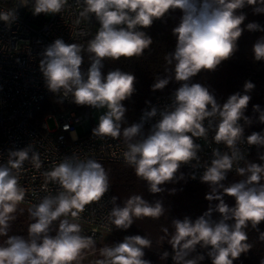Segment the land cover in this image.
Returning <instances> with one entry per match:
<instances>
[{"label": "clouds", "instance_id": "1", "mask_svg": "<svg viewBox=\"0 0 264 264\" xmlns=\"http://www.w3.org/2000/svg\"><path fill=\"white\" fill-rule=\"evenodd\" d=\"M78 13L73 24L78 27V37H88L90 31L82 24L93 20L97 31L84 43H65L57 38L47 45L41 55L39 69L47 89L58 97V102L69 100L78 106L103 110L92 129L94 137L122 141L121 153L126 165L136 177L147 184L152 194L163 193V185L184 180L178 172L182 165L196 161L204 168L200 181L209 186L206 199L209 207L192 220L173 219L170 228L164 226L158 245L167 242L173 250V264H201L206 250L211 264H233L242 253L254 245L249 242L248 229L259 232L264 221V163L246 159L242 145L264 147V132H252L245 137L244 124H251L245 110L251 100L247 93L255 85L246 81L243 94L230 95L220 103L208 87L194 83L193 77L202 70L215 71L225 60L238 51V40L245 27L246 15L239 10L253 6L254 14H264V0H75ZM18 7H30L34 16L61 14L72 6L69 0H15L12 7L0 9V21L7 28L19 18ZM170 10L182 13L177 26L172 29L176 38L174 52L164 56L165 76H156L152 91L163 90L171 81L179 84L171 94V103L163 108L146 104L150 110L142 112L139 122L128 123L127 109L122 103L136 91V77L131 72L116 68L106 75L104 62L119 61L143 56L151 48L153 39L141 29L149 28L155 20L163 18ZM248 31L264 32L257 22L246 25ZM87 54L89 67L82 69ZM253 59L264 61V36L252 47ZM259 113L258 121L264 124V110L253 105ZM159 116L147 133L144 124ZM68 126L65 125V130ZM76 139V133H72ZM200 139L212 148L210 162L201 164L198 155ZM219 145L224 146L221 150ZM264 161V154L259 155ZM26 163L36 171L43 167L40 153L33 143L19 150H9L7 159L0 162V264H151L144 259V249L151 248L153 240L148 235H128L122 242L97 247L95 234L84 232L83 213L92 204H99L111 189L110 173L94 158H81L73 152L61 160L53 161L41 175L38 197L35 189L26 200L27 190L21 184ZM240 177L225 185L231 171ZM192 179L196 176L193 174ZM56 185L55 194L49 185ZM170 190V194L175 193ZM235 199L230 207L224 197ZM112 205L107 221L108 231L113 227L128 230L136 220H159L167 213L162 200L149 202L141 194H132ZM213 201H218L212 204ZM29 203L26 211L31 223L27 235H10L12 223L23 214L22 204ZM213 213L220 218L214 219ZM171 229V230H170ZM259 242H264V232H259ZM169 253L163 252L161 259ZM260 264H264L261 258Z\"/></svg>", "mask_w": 264, "mask_h": 264}, {"label": "built area", "instance_id": "2", "mask_svg": "<svg viewBox=\"0 0 264 264\" xmlns=\"http://www.w3.org/2000/svg\"><path fill=\"white\" fill-rule=\"evenodd\" d=\"M15 0H0V9L6 10L12 7ZM72 6L61 14H39L34 16L30 7H18V20L11 28H7L4 22L0 21V162L7 159L9 150H19L33 143L36 151L40 153L43 160V167L36 171L26 163L25 172L21 178V184L27 190L26 200L30 203L37 202L32 196L35 189L38 197L47 193L40 191L43 184L41 173L50 168L53 161H59L64 156L77 154L81 158H94L100 163L125 164L121 153L124 150L122 141L105 138H96L92 134L93 117L91 113H76L71 109V102L64 100L61 104L66 110H53L45 115L38 126L32 122V116L41 110L46 98L58 97L50 92L44 82L43 75L39 69L41 53L45 47L55 39L61 38L65 43H83L91 39L97 31L98 24L93 20L90 24H82L80 27L90 31L88 37L76 35L78 27L73 24L78 13L75 0H69ZM82 69L87 71L83 63ZM172 92L158 95L151 101L152 105L163 108L171 103ZM150 110L149 105L143 106L138 113L140 121L142 112ZM159 116L145 122L144 126L151 128ZM51 120L54 129H49L46 121ZM243 124V121H241ZM65 125L68 129L65 130ZM84 127L81 136L72 138L77 126ZM76 133V132H75ZM244 135H250L244 127ZM196 143L202 145L201 164L210 162L212 148L215 144L207 145L204 141L197 139ZM255 145H242L246 153V159ZM218 147L224 150L223 145ZM190 181H200L204 168L197 166L196 161L191 164L182 165ZM195 174L196 178L191 176ZM235 174L231 171L228 175ZM227 175V176H228ZM52 194H55L56 185H49ZM112 197V190L104 196L99 204H92L82 214L84 232L87 235L95 234V239L108 231L107 216L112 207L108 201ZM22 205L29 206V203ZM112 232V231H111Z\"/></svg>", "mask_w": 264, "mask_h": 264}, {"label": "trees", "instance_id": "3", "mask_svg": "<svg viewBox=\"0 0 264 264\" xmlns=\"http://www.w3.org/2000/svg\"><path fill=\"white\" fill-rule=\"evenodd\" d=\"M246 15V19L242 24L245 27L241 37L238 40V51L228 60L223 61L215 71L202 70L197 76L193 77L194 83H200L212 91L220 103L226 102L227 98L237 92L243 94V86L246 81H251L255 87L247 93L251 96V100L245 110V115L250 117L252 123L243 125L246 131L264 132V124L258 121L259 113L253 111V105H259L264 110V61H255L253 59L252 47L258 38L264 36L261 31H248L246 25L250 22H257L264 26V14H254L253 6H246L239 10ZM182 13L180 10H170L163 18L155 20L153 24L145 31L153 39V44L145 54L139 58L131 59L121 58L119 61H105L102 69L103 74L119 68L125 72H131L136 77V91L130 99L122 103L127 109L126 119L129 124L138 121V113L140 109L146 105V101H153L158 95L173 92L179 87L175 81H171L162 91H152L151 86L155 82L156 76H165L164 68L166 66L164 56L166 53L174 52L176 38L172 34V29L178 25ZM86 44V41L83 42ZM84 55V64L87 68L90 66L87 54ZM71 109L76 113L87 114L91 113V107L78 106L71 102ZM56 110L62 111L66 108L58 102L56 97L46 98L41 106V110L32 116V122L38 126L42 118L49 112ZM149 127L144 126V131L147 133ZM264 154V147L254 146L253 150L247 157V160L255 163H264L259 159V155ZM110 173L112 196H117V203L121 206L123 201L132 194H141L149 202L162 200L165 208L168 210L164 217L159 220L144 218L136 220L135 223L126 231L118 230L113 227L112 232L99 235L96 239L97 247L98 240L102 238L105 244H115L123 241V238L128 235H148L153 244L151 248L144 249V259L151 261V264H173V250L167 242L162 243L159 237L164 235L161 228L167 226L170 228L173 219L183 220L185 216L195 220L197 217L207 211L209 201L205 198L210 189L208 184L201 181H190L186 171L180 168L179 173H183L185 179L175 183H167L163 185L165 191L163 193L152 194L148 191L146 182L138 179L131 167L126 164L119 163H101ZM240 177L235 174L228 175L224 181L225 185L236 182ZM175 189L174 194H170V190ZM225 202L230 206H235L233 197L225 196ZM218 201H213L216 204ZM23 214L17 215V220L12 223L10 235L19 234L27 235L28 224L31 223L27 214V207ZM214 219H219V213H213ZM259 232H264V221L258 225ZM171 230V229H170ZM259 232L251 227L248 229L249 242L254 247L247 253H242L241 256L233 262V264H260L261 258H264V242H259ZM105 235V236H104ZM205 255V260L201 264H211V259L207 257L206 250L197 249ZM161 251H167L171 255L167 259H161ZM160 261V262H159Z\"/></svg>", "mask_w": 264, "mask_h": 264}, {"label": "rangeland", "instance_id": "4", "mask_svg": "<svg viewBox=\"0 0 264 264\" xmlns=\"http://www.w3.org/2000/svg\"><path fill=\"white\" fill-rule=\"evenodd\" d=\"M102 111L103 110H99L98 111L96 109L91 110V115L93 117V126H96L97 125V123H98V116L102 113ZM46 124H47V126H48L49 129H54L55 128L54 127V124H53V122L51 120H47L46 121ZM75 132H76V135L77 136L83 135V133H84V127L81 126V125L77 126L75 128ZM105 235H107V233ZM98 244L100 245V247H102L105 244L104 239L102 238L100 241L98 240ZM108 245H113V244H108ZM163 252H165V251H161L162 254H163ZM169 255H171V254L169 253ZM94 258L95 257H89L88 260L84 261V264H89V261L92 260V259H94Z\"/></svg>", "mask_w": 264, "mask_h": 264}, {"label": "water", "instance_id": "5", "mask_svg": "<svg viewBox=\"0 0 264 264\" xmlns=\"http://www.w3.org/2000/svg\"><path fill=\"white\" fill-rule=\"evenodd\" d=\"M94 108H91V110H93Z\"/></svg>", "mask_w": 264, "mask_h": 264}]
</instances>
